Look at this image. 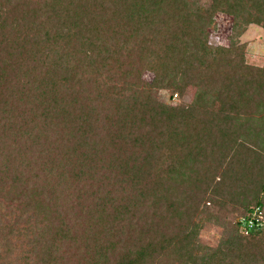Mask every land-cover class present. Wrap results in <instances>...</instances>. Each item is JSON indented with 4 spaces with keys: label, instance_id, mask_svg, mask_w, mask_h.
<instances>
[{
    "label": "trees",
    "instance_id": "trees-1",
    "mask_svg": "<svg viewBox=\"0 0 264 264\" xmlns=\"http://www.w3.org/2000/svg\"><path fill=\"white\" fill-rule=\"evenodd\" d=\"M218 12L264 28V0H0V264H264V67L209 44Z\"/></svg>",
    "mask_w": 264,
    "mask_h": 264
},
{
    "label": "rangeland",
    "instance_id": "rangeland-1",
    "mask_svg": "<svg viewBox=\"0 0 264 264\" xmlns=\"http://www.w3.org/2000/svg\"><path fill=\"white\" fill-rule=\"evenodd\" d=\"M234 17L227 13L218 12L215 15V27L210 28L209 44L213 47L223 46L233 48V40L245 45L244 57L248 65L258 68L264 67V28L257 24H251L243 33L232 39ZM153 78L152 73L145 74L144 80L150 82ZM183 86V85H182ZM199 87L188 84L183 87L182 94L173 93L171 89L152 87L150 93L155 99L166 104H186L192 105ZM217 108V107H216ZM202 199V198H201ZM215 199V204H208V213L202 215L200 222L201 227L198 232V240L203 250L216 248L224 238H226L233 227L234 216L238 208L235 203L230 201L226 208H223ZM204 253V252H203ZM195 253L193 264H211V257L207 254Z\"/></svg>",
    "mask_w": 264,
    "mask_h": 264
},
{
    "label": "built area",
    "instance_id": "built-area-1",
    "mask_svg": "<svg viewBox=\"0 0 264 264\" xmlns=\"http://www.w3.org/2000/svg\"><path fill=\"white\" fill-rule=\"evenodd\" d=\"M262 225L263 215L262 210L259 207L254 209L252 217H242L240 219V231L245 235L249 234L254 228L260 227Z\"/></svg>",
    "mask_w": 264,
    "mask_h": 264
}]
</instances>
